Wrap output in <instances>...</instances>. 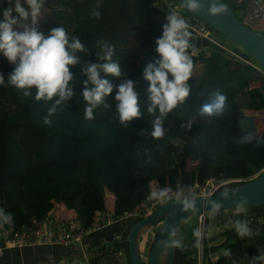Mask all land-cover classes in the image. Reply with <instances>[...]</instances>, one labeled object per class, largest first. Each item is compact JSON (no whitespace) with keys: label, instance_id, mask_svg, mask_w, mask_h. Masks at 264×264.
<instances>
[{"label":"trees","instance_id":"obj_1","mask_svg":"<svg viewBox=\"0 0 264 264\" xmlns=\"http://www.w3.org/2000/svg\"><path fill=\"white\" fill-rule=\"evenodd\" d=\"M158 1L45 0L40 30L47 33L63 26L81 39L87 53H77L82 63L70 68L74 95L50 117L51 125H45L43 117L53 102L35 101L34 89L32 97H25L7 80L0 86V209L13 216L12 224L5 227L18 229L42 219L57 203L72 209L78 223L87 227L95 212L109 209L107 195L112 197L113 214L119 216L148 195L153 181L177 189L209 178L244 181L264 174L260 172L264 129L249 134L250 116L245 113L264 110V73L246 54L248 61L214 44L209 51L196 49L201 45L192 42L191 35L187 52L196 49L197 54L189 55L193 61L190 95L165 118L164 137H151L154 116L147 112L149 82L143 72L146 63L159 58L155 39L169 14L157 9ZM222 1L243 21L248 0ZM8 6L7 0L0 3V16ZM96 40L115 45L113 59L137 82L141 116L127 128L116 113L115 87L105 98L108 107L97 109L94 120L85 119L83 64L97 62ZM14 68L0 54V74L5 79ZM101 78L114 86L119 83L103 72ZM217 91L227 96L224 113L201 116L199 107ZM189 121L190 128L182 127ZM116 244L97 250L117 252Z\"/></svg>","mask_w":264,"mask_h":264},{"label":"clouds","instance_id":"obj_2","mask_svg":"<svg viewBox=\"0 0 264 264\" xmlns=\"http://www.w3.org/2000/svg\"><path fill=\"white\" fill-rule=\"evenodd\" d=\"M7 3L9 6L2 9L0 16V54L15 65V68L7 79L0 74V86H4L7 80L8 85L22 90L25 97H32L34 89L35 101L53 102L47 115L43 117V123L51 125L50 117L55 115L61 105L68 104V100L74 95L70 87V81L73 80L70 68L82 63L77 53H87V49L77 35L70 34L63 26L52 28L47 33L40 30L45 0H7ZM184 6L191 12H198L202 7L199 0H184ZM225 7L223 4L217 6L214 3L210 12L220 13ZM92 14L99 16V12L95 10ZM165 20L162 34L155 39V51L159 58L146 63L143 72L144 79L149 82L147 112L154 116L150 130L154 139L164 137L165 118L183 105L189 97L191 86L188 82L193 73V61L187 55V49L190 47L188 23L175 11H170ZM95 49H98L97 62L83 64V74L86 76L82 91L85 119L94 120L97 109L101 106L108 107L105 98L115 87L116 113L120 124L127 128L134 119L141 116L139 94L135 91L137 82L129 79L128 72L122 68L121 63L113 59L116 54L115 45L106 40H96ZM102 72L115 77L119 81L118 85L114 86L108 79L101 78ZM226 107L227 96L217 91L198 111L201 116L212 118L222 115ZM184 126L190 128L191 121L182 125ZM251 139L249 136L247 140L250 142ZM229 192L221 191L222 200L231 198ZM212 195L204 199V202L213 216H218L222 204L210 199ZM232 196L235 197L236 193L232 192ZM147 198L162 203L174 202L181 206L183 212L197 209L198 195L188 186L174 191L167 184L164 187L150 184ZM247 204V197L240 195L239 200L235 202L238 216L244 212ZM12 222V214L0 209V225H10ZM234 224L235 232L241 240L253 236V230L246 220L237 219ZM161 235L165 238L158 241L156 246L162 258L166 257L170 250L184 247L176 221L164 229ZM193 235L196 246H199L203 239L202 231L196 229ZM224 254L230 255V250H225ZM257 259L264 260V256L253 257L252 264H255Z\"/></svg>","mask_w":264,"mask_h":264},{"label":"crops","instance_id":"obj_3","mask_svg":"<svg viewBox=\"0 0 264 264\" xmlns=\"http://www.w3.org/2000/svg\"><path fill=\"white\" fill-rule=\"evenodd\" d=\"M264 159V156H261ZM257 174H255L256 176ZM152 186H157V182L153 181ZM109 209L112 208V197L106 196ZM245 208L244 212L239 216L241 220H246L253 230V236L241 240L235 232L234 220L232 225L227 228L224 224L219 226L217 232H210L211 236L204 241V252L202 254L203 264H252L253 257L264 256V208L258 207L256 211H249ZM220 212L229 216H238L236 209ZM235 211V214H234ZM233 212V213H232ZM51 215L63 219H75V212L67 209L64 204L57 203L50 212ZM212 214V213H211ZM208 218V217H207ZM127 221L116 220L104 227L94 231L89 237L84 239L81 245L58 246V245H27L23 247L7 246L0 250V264H120L126 262L123 250L126 248L127 257L130 261L125 237ZM159 224V223H158ZM157 223L149 226L151 233L158 226ZM258 233V234H257ZM204 236V233H203ZM113 241H117V252L101 254L97 248L105 245V250L111 246ZM196 248V247H195ZM196 256H197V248ZM225 250H230V255H225ZM195 253V252H194ZM131 263V262H130ZM193 259L189 264H194ZM255 264H264V260L257 259Z\"/></svg>","mask_w":264,"mask_h":264},{"label":"water","instance_id":"obj_4","mask_svg":"<svg viewBox=\"0 0 264 264\" xmlns=\"http://www.w3.org/2000/svg\"><path fill=\"white\" fill-rule=\"evenodd\" d=\"M173 1L192 15L207 23L215 31L221 33L228 39L227 42L231 41L245 51L256 61L264 73V33L249 28L225 2L222 0H199L202 5L201 9L198 12H191L184 6V0ZM214 3L217 6L221 4L225 5V10L220 13H211L210 7ZM224 190L230 191V199L222 200L221 191ZM232 192L236 193L235 197L232 196ZM211 194L213 195L210 199L219 201L222 204L220 211L235 209V202L239 200L240 195H244L248 199L246 208L264 205V174L256 175L234 186L224 187L214 192L198 195L196 211L183 212L181 211V206L174 202L161 203L147 217L134 222H127L125 242L131 264H173L175 249L170 250L169 254L162 258L161 252L156 246L158 241L165 238L161 235V232L167 229L173 221L177 222L179 231L188 217L202 212H210V208L205 204L204 199H207ZM156 222L159 224L151 235L143 257L140 245L141 235L147 227Z\"/></svg>","mask_w":264,"mask_h":264},{"label":"built area","instance_id":"obj_5","mask_svg":"<svg viewBox=\"0 0 264 264\" xmlns=\"http://www.w3.org/2000/svg\"><path fill=\"white\" fill-rule=\"evenodd\" d=\"M156 4L158 6L157 9L159 10L165 9L169 12L175 11L181 15L189 25L188 31L190 32L193 40H214L216 42L215 45L227 50L226 46L228 44H225V42H223V44L222 41H217L212 38V35H216L212 27L185 9L180 8L181 6L178 7L173 0H160L158 3L156 2ZM250 7H252V11L256 15H260L261 12H264V0H251ZM229 52L245 60L237 53L231 50ZM260 172H264V168H262ZM257 175H259V173H257ZM241 181L242 179L239 178H229L223 180L209 178L202 184L194 183L189 187H191L197 195H202L217 191L218 189L228 186V184ZM173 190L175 191L176 189ZM147 196L132 209L123 211V213L119 216H115L111 209L95 212L92 222L87 227L80 225L77 220L63 219L51 214L46 215L42 219L33 220L30 224L22 225L18 229L0 225V250L7 246L19 248L34 244L58 246L81 245L84 243V239L89 237L94 231L110 224L113 221L124 220L127 222H134L150 215L162 202L149 200ZM208 213L209 212H202L197 215V218L201 223L200 230L202 231V234L204 233V224L207 220ZM141 238H143V233ZM140 245L142 246V242ZM204 247L203 236V239L197 249V256L194 264L204 263L202 256Z\"/></svg>","mask_w":264,"mask_h":264},{"label":"rangeland","instance_id":"obj_6","mask_svg":"<svg viewBox=\"0 0 264 264\" xmlns=\"http://www.w3.org/2000/svg\"><path fill=\"white\" fill-rule=\"evenodd\" d=\"M3 0H0V3ZM238 2H240L241 0H237ZM250 1L248 0V5H247V13L245 15V17L243 18V22L245 24H247L250 28H252L255 31H260V32H264V12H261L260 15H256L253 11H252V7H250ZM176 5L178 7H180L177 3ZM182 8V7H180ZM47 10H45L46 12ZM44 15V13H41V18ZM42 22V20L40 21V23ZM216 35H212L213 39L217 40V41H222L225 42V44H228L227 50L228 51H233L235 53H237L238 55H240L242 58H244L246 61H248L245 57L246 55L249 56L245 51H243L242 49H240L239 47H237V45H235L233 42L228 41V39L226 37H224L221 33H217L215 31ZM202 41V42H200ZM192 42L198 43L199 47H197L196 49H204L205 51H209L208 48L211 47V45H215V41L214 40H199V41H194L192 40ZM224 44V43H223ZM196 49H192L189 52H187V55H195L197 54V50ZM223 49V48H222ZM226 50V51H227ZM238 52H237V51ZM199 51V50H198ZM246 54V55H244ZM246 114H248L250 116V120L247 123V130L249 132V134H254L258 131H261L262 129H264V110H259V111H254V112H245ZM240 183V182H239ZM238 184V182L235 183H231L228 184V186L226 187H230V186H234ZM258 207L264 208V205L261 206H255V207H249V211H256L258 210ZM231 211L228 210L227 213H231L229 212ZM223 212V211H220ZM233 213V212H232ZM235 214V211H234ZM198 214L192 215L190 217H188L185 222L183 223L181 229L179 230V235L183 238V244L184 247L181 248H177L174 250V259H173V264H189V262L191 261V259H193V262L196 260V248L198 249V246H196V240L195 237L193 235L194 231L196 229H201V223L198 220ZM225 217V226L227 228H229L232 225L233 220H237V219H241L240 216H233L232 214H229V216L227 214L224 213V216L221 215V213L218 216H213V214H211V212L208 213V218L205 221L204 224V241L208 240L209 237L211 236L210 232H217L219 226L222 224L223 220L221 221V218ZM158 224V222H156ZM221 227V226H220ZM150 227H147L144 231H143V238H141V242H142V255L144 257L147 245L151 239V231H149ZM196 247V248H195ZM124 256L126 258V262H121L120 264H131L130 261L128 260L127 257V251L126 248L122 249ZM195 252V253H194Z\"/></svg>","mask_w":264,"mask_h":264}]
</instances>
